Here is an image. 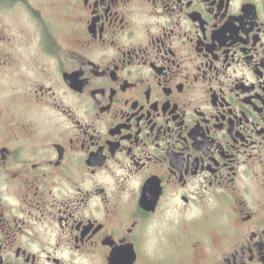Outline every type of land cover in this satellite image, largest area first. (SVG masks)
Masks as SVG:
<instances>
[{"label":"flooded vegetation","instance_id":"obj_1","mask_svg":"<svg viewBox=\"0 0 264 264\" xmlns=\"http://www.w3.org/2000/svg\"><path fill=\"white\" fill-rule=\"evenodd\" d=\"M15 9L0 264H264V0Z\"/></svg>","mask_w":264,"mask_h":264},{"label":"rangeland","instance_id":"obj_2","mask_svg":"<svg viewBox=\"0 0 264 264\" xmlns=\"http://www.w3.org/2000/svg\"><path fill=\"white\" fill-rule=\"evenodd\" d=\"M45 10L43 11V14L46 16L52 17L54 20H61L63 18V13L60 11V9L56 6H44ZM6 10L10 11L9 7H6ZM8 13H0V26H5V22L8 23V26L10 27L22 25L23 18L25 17L22 11H19L18 9H15L10 15H7ZM61 22V21H60Z\"/></svg>","mask_w":264,"mask_h":264}]
</instances>
